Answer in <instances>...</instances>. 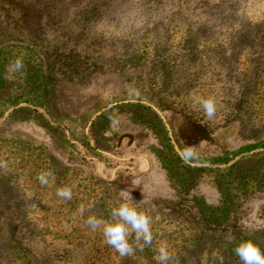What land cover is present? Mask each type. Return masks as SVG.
<instances>
[{
  "label": "rangeland",
  "instance_id": "rangeland-1",
  "mask_svg": "<svg viewBox=\"0 0 264 264\" xmlns=\"http://www.w3.org/2000/svg\"><path fill=\"white\" fill-rule=\"evenodd\" d=\"M2 56L0 264H159L162 244L167 264H242L234 249L249 236L264 250V0H0ZM209 97L211 121L196 103ZM169 144L230 161L184 160L204 168L190 174ZM65 186L70 200L56 195ZM120 190L151 218L152 245L130 257L86 224L108 220Z\"/></svg>",
  "mask_w": 264,
  "mask_h": 264
},
{
  "label": "clouds",
  "instance_id": "clouds-1",
  "mask_svg": "<svg viewBox=\"0 0 264 264\" xmlns=\"http://www.w3.org/2000/svg\"><path fill=\"white\" fill-rule=\"evenodd\" d=\"M23 69L22 58H17L9 64V71L12 73L20 72ZM196 103L201 106L207 120L211 121L216 116L215 98H197ZM180 155L185 162H188L199 159L200 151L196 146L188 145L182 149ZM51 175V172L45 171L40 173L37 179L41 184L46 185ZM119 194L120 203L111 210L108 220L90 214L87 217L86 224L92 230L102 229L106 244L115 249L121 257H130L137 250H143L145 246L150 247L152 245L151 218L139 207L140 202H133L129 190H120ZM56 195L65 200H70L72 199V190L67 186L61 187L57 189ZM84 211L85 209L81 207L80 212L83 213ZM141 241L143 243H140ZM234 251L242 264H264V250L251 236L242 238ZM158 253L159 264H167L170 255L166 244H162L158 248Z\"/></svg>",
  "mask_w": 264,
  "mask_h": 264
},
{
  "label": "trees",
  "instance_id": "trees-1",
  "mask_svg": "<svg viewBox=\"0 0 264 264\" xmlns=\"http://www.w3.org/2000/svg\"><path fill=\"white\" fill-rule=\"evenodd\" d=\"M3 56L0 57V66H1V63L4 64L5 59H6V58L2 59V58H4ZM41 64H43V60L39 61L40 67H42ZM27 65H30V64H27ZM54 69H55L54 66L50 67V76H52ZM41 71H42V69H41ZM41 73L42 74H40V73L37 74L38 75L37 76V81H39V83H38L39 84L38 85V89L39 90H36V93L37 94L39 93L38 96H44L45 94L47 95L48 94L47 88H49V86L53 84V79H51L50 76L43 75V71ZM69 79L70 80H75L76 78L74 76H70ZM46 90H47V92H46ZM45 97L46 96H44V98ZM35 105L44 106V107L46 106L45 102L42 99H37V101L35 102ZM130 106L136 107V105H134V104H130ZM138 106L140 107L139 108L140 110H143V111H145L146 113H148V114H150L152 116V118L156 122L157 128L160 130V132L162 134H164L165 138L167 137L165 140H168L169 138L167 136L168 132H167L166 126L163 123V120L161 119L159 114L155 110H153L151 107H149V106H145V105H138ZM134 111H135V109H130L129 110V112L133 114V117H134V119L136 121L143 122V121H141V118L139 117V113H141V112L135 114ZM261 145L264 147V142H262ZM169 148H170L171 152L175 153L174 155H176V158H177L178 162L183 163L184 167L187 168V171L190 172V174L192 173V171L194 169H204V168H194V167L191 166V164H185V162L181 158V156H179L177 154V152H175V148H174V146L172 144H169ZM158 157H159V160L161 161L163 167L168 171L169 175L176 180V183L179 186L185 187L187 182H188L186 180V174H184L183 172H181L178 169H175V167H174V165L172 163V159H168L167 157H164L163 155H158ZM229 161H230V159H228V158L215 157V158H212V159H209V160H206V161H202L200 159H197V160H191L190 162H192V163H209V164L219 165V164H226ZM238 164H239V162L237 160L236 162H234L233 164H231L229 166V169H233ZM208 210H211L212 212H214L212 214V216L216 217V215L218 214L219 208L218 207L217 208H208ZM204 215H206V213H204ZM215 222H216V224L217 223L219 224L218 218H217V220L206 219V221H205L206 226H204V228L207 229V230H212L213 226H210V225H211V223L215 224ZM231 263H233V260H228L227 256H225V260L221 264H231Z\"/></svg>",
  "mask_w": 264,
  "mask_h": 264
}]
</instances>
